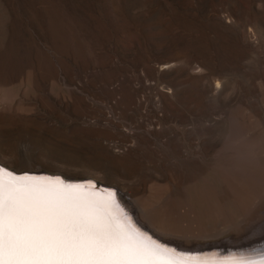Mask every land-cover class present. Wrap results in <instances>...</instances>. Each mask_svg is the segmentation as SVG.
<instances>
[{
    "label": "rangeland",
    "instance_id": "374dc122",
    "mask_svg": "<svg viewBox=\"0 0 264 264\" xmlns=\"http://www.w3.org/2000/svg\"><path fill=\"white\" fill-rule=\"evenodd\" d=\"M0 162L116 187L194 251L264 241V0H0Z\"/></svg>",
    "mask_w": 264,
    "mask_h": 264
},
{
    "label": "snow or ice",
    "instance_id": "6c2138e0",
    "mask_svg": "<svg viewBox=\"0 0 264 264\" xmlns=\"http://www.w3.org/2000/svg\"><path fill=\"white\" fill-rule=\"evenodd\" d=\"M0 264H208L142 233L116 193L0 166ZM214 264H264L239 256Z\"/></svg>",
    "mask_w": 264,
    "mask_h": 264
},
{
    "label": "water",
    "instance_id": "95a60500",
    "mask_svg": "<svg viewBox=\"0 0 264 264\" xmlns=\"http://www.w3.org/2000/svg\"><path fill=\"white\" fill-rule=\"evenodd\" d=\"M0 166H3L11 171H13L14 173H16L17 175H31V176H36V177H51V178H56L59 177L62 181H64L65 183H70V184H83V185H87L89 182H92L95 185V190L97 192H101L103 193L105 190H111L114 191L116 193V200L120 206L121 209H123V212L127 214V216L129 215H133L135 214L136 210L134 209V207L131 205V203L128 201V199L125 198L124 194L121 192V190H119L116 187H112L109 185H106L94 178H74L71 176H67L61 173H56V172H50L47 170H42V171H25V172H17L15 171V169L10 168L4 164H2L0 162ZM126 207V208H124ZM142 229L145 231V233L148 236H151L153 240L156 241H161L160 243L162 244H166L170 247H173L176 249V252L179 254H184L185 256H190V255H186L185 253H183L182 251H184L183 249H180V247H178L175 244L172 243H168L166 241H164V239L160 238L159 236H157L153 230L147 226L146 224L141 223L140 224ZM207 248H201L200 251H193L192 253H195L194 255H197V253H204V252H211L213 250H218L219 251V255L221 256H231V257H239V256H252L255 258H258V254L261 252H264V241H257V242H249V243H245V244H240V245H210V246H205ZM214 247V248H213Z\"/></svg>",
    "mask_w": 264,
    "mask_h": 264
},
{
    "label": "bare ground",
    "instance_id": "6f19581e",
    "mask_svg": "<svg viewBox=\"0 0 264 264\" xmlns=\"http://www.w3.org/2000/svg\"><path fill=\"white\" fill-rule=\"evenodd\" d=\"M134 203H135V205L137 207V212H136L137 213L136 214L137 217H136V219L138 221L135 220V219H133V220H134V222L137 221V223H139V225H137V223H134L132 221L133 216H132V218H130V215L128 217L130 218L131 223L133 224V226L135 228L139 229L142 233H145V231L142 229V227L140 225L141 223H144L147 226H149L156 235H158L159 237H161L162 239H164V241H166L168 243L179 245V247H181V248L184 247V248H186L188 250H192L193 248H195V245H192L191 242L182 241V239L179 240V235H178L179 232L178 231H175L173 229H168L166 226H163V225H159L154 219H152L147 214H145V210L141 207L140 204H138V202L135 201ZM185 233H186V231H185ZM157 242H159V241H157ZM160 244H162V243H160ZM162 245L166 246L169 249H175V248L170 247V246H168L166 244H162ZM175 251H176V249H175ZM193 251H194V249H193ZM193 251H191V252H193ZM217 251L218 250L215 249V250H213L211 252H204V253H201V255L199 254L200 256H196V258H198L200 261H207L208 264H214V262H219V261H222V260H224L226 258H232V257L221 256V255H219V253H216L215 255L214 254H210V253L217 252ZM182 252L185 253V254L188 253V252H185V251H182ZM209 255H211V256H209ZM189 257H193V256H189Z\"/></svg>",
    "mask_w": 264,
    "mask_h": 264
}]
</instances>
